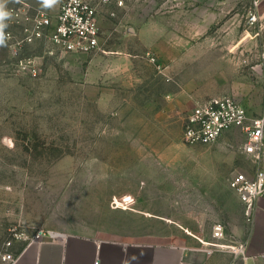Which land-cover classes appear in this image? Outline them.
Here are the masks:
<instances>
[{
  "label": "rangeland",
  "instance_id": "1",
  "mask_svg": "<svg viewBox=\"0 0 264 264\" xmlns=\"http://www.w3.org/2000/svg\"><path fill=\"white\" fill-rule=\"evenodd\" d=\"M260 4L125 0L118 6L111 0L100 5L102 49L84 53L24 41L30 21L16 15L14 0H5L10 16L0 45V264H6L2 256L14 229L27 236L45 229L197 245L220 239L213 236L217 224L229 235L241 214L229 179L256 169L239 154L245 135L239 130L212 144L191 145L182 141L183 125L197 103L217 96H233L253 115L260 112ZM123 58L131 69L119 72ZM22 60H32L37 74ZM103 66L116 71L106 78L105 103L96 75ZM126 193L136 200L115 208L113 197Z\"/></svg>",
  "mask_w": 264,
  "mask_h": 264
},
{
  "label": "built area",
  "instance_id": "2",
  "mask_svg": "<svg viewBox=\"0 0 264 264\" xmlns=\"http://www.w3.org/2000/svg\"><path fill=\"white\" fill-rule=\"evenodd\" d=\"M111 0H63L57 13L38 10L34 14L16 12L30 21L25 28L24 41L33 43L44 40L51 46L63 52L94 53L102 49L103 34L100 26V5ZM118 6H123L125 0H116ZM256 20V15L252 21ZM264 59V53H263ZM151 61L158 70L164 73V67L155 57ZM22 67L37 74V67L32 60H22ZM170 79V78H169ZM264 81V73H263ZM240 129L245 135L244 147L253 158L256 165L254 172L238 171L234 173L229 184L244 200L246 216L253 217L256 201L264 196V102L257 115H253L238 99L230 95L217 96L205 102L197 103L185 117L183 125V140L187 144H212L226 132ZM53 230H38L31 236L14 229L11 239L6 244L2 259L6 264H13L20 252L14 247L16 242L41 241L45 238H56ZM216 238L225 237V226L217 224L213 230ZM237 255L247 258L246 248L242 245L235 248Z\"/></svg>",
  "mask_w": 264,
  "mask_h": 264
},
{
  "label": "crops",
  "instance_id": "3",
  "mask_svg": "<svg viewBox=\"0 0 264 264\" xmlns=\"http://www.w3.org/2000/svg\"><path fill=\"white\" fill-rule=\"evenodd\" d=\"M14 2L17 7L13 10L20 15H32L42 9L57 13L60 7L59 4L45 7L39 0ZM260 2L259 8L264 11V0ZM94 61L98 62L97 58H94ZM125 61L126 63L121 64ZM118 64L119 72L131 69L125 58L118 59ZM98 72L100 74L96 75L101 88L100 97L102 103H105L106 97L110 95L106 78L115 75L116 71L113 67L103 66ZM150 86L154 87L153 82ZM239 101L250 109L245 102ZM239 130L232 129L226 133ZM239 154L248 157L254 163L244 145L240 147ZM113 199L119 203L112 202L115 208L124 209L129 208L130 203L136 200L128 193L121 199L116 196ZM239 199L241 205L239 221L231 223L229 235L211 244L128 241L99 238L78 231H55L58 233L56 238L47 237L41 241H24L19 244L17 250L20 254L13 264H264V196L257 199L251 220L246 216V205L240 195ZM240 245L246 248L248 256L246 259L235 252V248Z\"/></svg>",
  "mask_w": 264,
  "mask_h": 264
},
{
  "label": "clouds",
  "instance_id": "4",
  "mask_svg": "<svg viewBox=\"0 0 264 264\" xmlns=\"http://www.w3.org/2000/svg\"><path fill=\"white\" fill-rule=\"evenodd\" d=\"M45 7L51 6L56 0H41ZM10 13L5 10V0H0V45L4 43V32L3 29L6 27L4 21L9 18Z\"/></svg>",
  "mask_w": 264,
  "mask_h": 264
}]
</instances>
